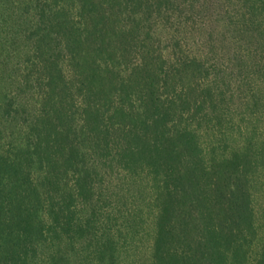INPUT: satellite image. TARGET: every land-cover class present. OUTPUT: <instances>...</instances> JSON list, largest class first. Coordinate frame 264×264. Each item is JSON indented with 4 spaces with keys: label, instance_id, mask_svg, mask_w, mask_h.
Returning <instances> with one entry per match:
<instances>
[{
    "label": "trees",
    "instance_id": "trees-1",
    "mask_svg": "<svg viewBox=\"0 0 264 264\" xmlns=\"http://www.w3.org/2000/svg\"><path fill=\"white\" fill-rule=\"evenodd\" d=\"M0 264H264V0H0Z\"/></svg>",
    "mask_w": 264,
    "mask_h": 264
},
{
    "label": "rangeland",
    "instance_id": "rangeland-1",
    "mask_svg": "<svg viewBox=\"0 0 264 264\" xmlns=\"http://www.w3.org/2000/svg\"><path fill=\"white\" fill-rule=\"evenodd\" d=\"M217 26H218V25H217ZM90 52H92V51H90ZM90 52L88 53V56H86V61H92V60H94L95 57L97 56L96 53L91 54ZM260 200H261V199H260Z\"/></svg>",
    "mask_w": 264,
    "mask_h": 264
}]
</instances>
